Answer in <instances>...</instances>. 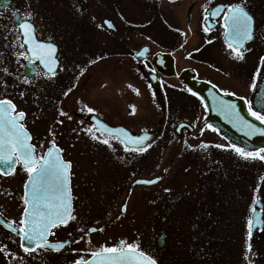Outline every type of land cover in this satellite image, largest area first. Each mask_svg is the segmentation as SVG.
<instances>
[{
	"label": "flooded vegetation",
	"instance_id": "obj_1",
	"mask_svg": "<svg viewBox=\"0 0 264 264\" xmlns=\"http://www.w3.org/2000/svg\"><path fill=\"white\" fill-rule=\"evenodd\" d=\"M127 1L132 0H92L88 3L85 0H0V99H11L16 105V110L25 113L21 122L31 134V143L36 145L37 154H43L49 147L51 140H49L48 134L50 133L48 132L49 125L47 121L45 125L41 124L39 126L38 120L32 118V113L36 112L42 104L55 110H59L60 104L63 107V103L68 96H65L64 93L76 83L79 84L86 80L87 72L102 60L103 53L105 55L109 52L113 58L111 68L114 70V80L132 78L133 83L136 80L145 82L149 90L151 86L146 73L157 74L159 92H152V96H163L164 100V105L161 108L162 116L158 120L160 126H155L160 128L158 130L161 135L163 130L168 128L167 125L173 131L174 126L180 121H188L192 124V137L194 140L201 138L203 133L212 131L206 126L202 127L206 108L200 98L201 95L195 91L201 88L202 85L206 89L215 88L223 94L248 100L260 66V58L264 54V1L210 0L199 4L200 0H190V4L186 9L185 29L183 32L177 29H168L166 35L162 33L164 47L156 51L152 50L153 48L148 41L141 42L140 45L133 43L134 35L138 34L140 30H136L131 10L128 9L127 11ZM218 4H241L253 17V38L243 45L241 51L244 52V58L242 60L235 59L231 50L225 44L223 28L221 27L222 17H212L209 11L207 23L212 27L207 33L203 31L205 27L204 9L211 10ZM192 15L193 30L191 28ZM88 16L93 19H100L104 16L101 18V24L109 36V45H102L100 35L102 26L99 25V22L95 26L87 22L89 20ZM24 20H28L33 24L35 37L38 41L53 43L56 46L55 56L58 62L54 76L51 74L44 75L47 69L39 61H29L20 55L21 52L27 55V46L21 48L20 45L23 40L18 38L20 36L18 25ZM105 21H110L113 27L109 28ZM140 26L138 25V27ZM163 31L165 32V30L161 32ZM182 33L183 38L181 37ZM141 35L144 36L143 31ZM192 36L193 45H195L191 52L188 44ZM143 46H149L150 50L147 55L140 56L142 59H138L135 55ZM157 52L167 53V57L157 61L159 71L152 63L153 56ZM186 58L190 61H184ZM71 59H74V61L70 66ZM4 69H7V72ZM186 70L193 71V91L184 85L178 77ZM170 72L175 74L172 76L165 75ZM184 78H187V76H184ZM25 79L31 84L30 96L25 99L26 103L23 102L24 98L21 96V84ZM128 82L132 85L129 80L123 83ZM40 84L45 85L46 88L39 86ZM7 86L11 88L9 89ZM134 89L132 86L130 90L135 96H139ZM147 95H149L148 92ZM167 96L190 97L191 114L188 118L185 116L179 117L172 125V119H167L168 115L170 116L169 113L173 111L180 114L183 111L179 106H175L176 108L173 109V104L169 103ZM26 104L30 108L26 107ZM82 114L88 117L96 115L105 120L96 112H74V116L77 117ZM78 118L88 123V126L99 136L104 137L95 130L87 117L82 118L79 116ZM50 121L51 118L48 123ZM108 123L123 125L134 133L156 129L153 127L135 131L122 123ZM82 126L83 128L86 127L85 125ZM201 129H203L202 133ZM44 130H46L45 134L43 133ZM182 132H184V135L187 134L186 130ZM111 139L114 141L106 147L110 149H103L111 155L110 170L112 172L109 180L105 179L106 181L103 183L107 182L112 194L116 196L124 193L123 201L121 202L122 199H119L114 205H104L96 202L91 207L87 206L85 202L81 203V196L83 194L87 196L88 194L84 183L74 182L73 165L76 161H80V158H85V155L89 154L90 151H93L91 153H95L96 158H98L101 143L96 142L92 146L79 144L77 147H71L64 142L55 141L56 145L62 150L63 160L71 163L72 214L77 219L69 221L67 225L52 229L54 235H49L48 239L52 243L67 240L73 242L60 251L37 248L26 253L20 246L21 241L17 233L4 225H0V248H4V251L0 252V264H72L81 258L87 259L90 257V252L101 245V234L113 225H124L126 231L128 229V233H125L126 231L125 234L120 232L119 235L121 236L116 237L114 243L106 244L107 246L118 244L120 240L133 243L132 227L134 219L133 216H127L131 208L128 200L134 190L139 189V187H141L143 203L148 209L153 206L154 226L160 228L166 226L167 229V232L160 233V235H166L162 245H158V243H156V246L149 244L146 239L143 247H139L140 250L155 259L158 264H260L259 236L264 232V227L248 241L251 244V251L247 250L249 243L246 244L245 232L242 237L240 235L234 237L224 235L223 228L230 225V222L226 220L232 210V206L228 204V196H230L228 193L230 191L223 187L209 188L213 185L214 180H219V186H223L224 182L219 179L220 177L214 175L213 170L196 173V185L202 186L199 189L186 192V196L190 197L189 204L181 205L182 194L177 193L173 200H168L169 210L165 211L164 207L163 211V206L159 203L158 198L165 190L154 191L155 195L151 199L150 186H131V184L137 178H148L150 149L154 147V149H158L157 154L159 156L164 155L165 141H153L151 147H148L146 151L136 152L125 151L123 144L115 138ZM202 143L208 145V147H200ZM209 144L205 141H194L193 146L190 147L192 154H201V158L206 160L205 155L211 148ZM91 147L94 150H90ZM227 148V152L230 151L235 154L231 148ZM160 175H154L153 177ZM164 176H162L159 183L164 179ZM27 179L28 176L20 165L15 166L13 174L4 175L0 173V217L9 222L14 221L13 226L16 228L20 227L19 220L24 208L22 197L24 196ZM103 183L100 184L103 185ZM118 201H120V204H118ZM125 204L127 205L126 211L122 212L121 208ZM102 212L110 213V215H105L103 221H101ZM145 227V230H147L148 224ZM237 227L241 228V225L238 223ZM91 228L102 229V231L88 232V229ZM244 228L245 223L243 222ZM81 229L84 231H80ZM117 233L118 231H113L112 234L116 235ZM85 234L86 238L80 240V237ZM167 236L171 241L168 245L165 244ZM77 240L80 242L76 243ZM88 240L91 243H88Z\"/></svg>",
	"mask_w": 264,
	"mask_h": 264
},
{
	"label": "rangeland",
	"instance_id": "obj_2",
	"mask_svg": "<svg viewBox=\"0 0 264 264\" xmlns=\"http://www.w3.org/2000/svg\"><path fill=\"white\" fill-rule=\"evenodd\" d=\"M92 0H85V2H90ZM210 0H200L199 4L202 2H209ZM218 1V0H217ZM219 1H231L237 2L239 0H219ZM264 1V0H262ZM190 4V0H132L127 1L126 6L131 10L133 15V23L136 26V30L140 32L134 35V44L140 45L141 42H149L152 46V50H161L163 46L162 33L165 35L168 33V29H177L181 32L185 29L186 20V9ZM144 10V11H142ZM160 15V16H159ZM87 22H90L93 26L96 24L102 26L101 18H91L90 16ZM149 24V25H146ZM138 25H141L138 27ZM145 25L144 27H142ZM191 28L193 30V15ZM165 30V32H161ZM142 31L144 36H142ZM186 34V33H185ZM101 41L102 45H109V36L106 34L103 26ZM172 35V34H171ZM176 35V34H174ZM184 37L183 35L181 36ZM196 42V41H195ZM195 45V44H194ZM193 36L189 40V51L193 50ZM107 53V52H106ZM193 54V53H192ZM110 57V58H109ZM189 58V56H188ZM74 59L70 60V66L72 65ZM184 61H190L185 59ZM111 63H113V58L108 52L104 55L102 60L95 66L91 67L86 74V80L75 84L71 87L67 99L62 104H60L59 110H55L51 107H46L42 104L38 107V110L32 113V118L37 119L39 126L45 125L46 121L49 125L48 132L49 140L55 139L56 142H64L69 144L68 146L77 147L79 144H89L94 145L96 142L101 143L100 156L96 158L95 153L85 155V158H80V161H76L73 165L74 182L84 183L87 190V196L84 194L81 196V203L89 207L96 204V202L104 205H114V203L124 198V193L120 196L112 194L109 184L103 183L109 180L112 170H110L111 155L105 151L108 145L113 142V139L109 140V144L106 145L101 141L106 139L99 136L88 123L83 122L74 116V112H86L87 108L94 109L96 112L113 124L122 123L127 127L133 128L135 131L141 129H149L155 126H160L158 124V119L162 116L161 108L158 105L156 99L152 96V92L146 86L145 82H132L131 79L123 78L122 80L113 79V68H111ZM120 73V71H119ZM129 80L131 83H123ZM139 90V96H135L132 93V87ZM44 86L45 85H39ZM7 88H11L7 86ZM21 96H23V102L26 103L25 99L30 96L31 84L29 82L25 83L22 81L21 84ZM147 92L149 95H147ZM183 92V90H181ZM180 92V93H181ZM43 96V95H42ZM169 103L173 104V109L175 106H179L183 112L177 114L175 112L169 113L167 119H172V125L179 117H186L191 114V103H189V96H167ZM193 99V98H192ZM192 101V100H191ZM135 106V113L132 114L131 107ZM26 107L30 108L28 104ZM35 109V107H33ZM37 109V108H36ZM64 111L68 114L71 119L67 117L60 116V111ZM88 112V111H87ZM51 121L48 123L49 119ZM59 121H62L59 122ZM82 125L86 127L83 128ZM169 132H165L166 135L171 134V143L166 146L164 155L159 156L157 154L158 149L151 148L150 152V166H149V176L153 177L161 173V168L163 165L169 164V169L166 172L164 179L157 183L156 185L150 187V198L155 194L154 191L165 190V192L158 198L159 203H161L162 210H169L168 200L174 199L175 194H182L181 205H187L190 203V197L186 196V192L192 189H199L202 185H196L195 175L201 172H206L208 170H213L223 180V186H219V180H214L213 185L209 188H224L228 189L230 196H228V204L232 206L231 212L226 218L230 222L227 228H223L224 235L234 237V236H244L246 237V244L249 240L247 238V219L250 217V208L253 206V200L256 196H259L264 203V161L259 159H248L245 160L238 156L236 153L227 152V144L222 138H220L215 132H205L201 136L194 140L191 136H184L181 139L172 136V132L167 125ZM83 129V131H82ZM91 131H88V130ZM51 130V132H50ZM46 130L43 131L45 134ZM54 134V135H53ZM93 134L98 137V139H93ZM48 137V136H47ZM193 146V142L205 141L209 142L211 148L209 152L206 153V160H203L201 154H192L191 149H186L187 145ZM216 144L224 145L223 148H216ZM106 145V146H105ZM92 148V147H91ZM154 149V150H153ZM94 150V148L90 149ZM153 151L155 152L153 154ZM96 158V159H93ZM235 158V159H234ZM240 161V162H239ZM239 162V165H238ZM227 173H225L226 171ZM224 171V172H223ZM194 174V175H193ZM224 174V175H221ZM221 175V176H220ZM222 177V178H221ZM99 182V185H98ZM100 183H103L101 185ZM263 185V186H262ZM198 187V188H197ZM98 191V192H97ZM141 187L136 188L133 194L130 196L128 203L130 202L131 208L128 211L127 216H133L134 225L132 227L133 243L138 244L139 247H143L146 239L149 244H154L156 246L157 238L161 232H167L166 226L160 228L154 226L153 223V213L152 207L150 209L146 207L143 203ZM159 194V193H158ZM157 194V195H158ZM163 198V199H162ZM165 198V201H164ZM165 202V203H164ZM164 203V204H163ZM120 204V201H118ZM153 205V203H151ZM155 209V206H154ZM86 210V209H85ZM264 210V208H263ZM110 215L109 212H102V220L105 215ZM167 220V219H166ZM148 222V223H147ZM243 222L245 223V228L243 229ZM148 224L147 230L145 226ZM241 225V228L237 227V224ZM146 224V225H145ZM113 231L118 233L113 235ZM126 231L123 226H111L106 229L100 236L101 245L112 244L119 237L121 233ZM147 231V232H146ZM125 233H128V229ZM124 233V234H125ZM264 233V232H263ZM259 236L260 245V264H264V234ZM123 234V235H124ZM167 236L165 244H169L171 241Z\"/></svg>",
	"mask_w": 264,
	"mask_h": 264
},
{
	"label": "snow or ice",
	"instance_id": "obj_3",
	"mask_svg": "<svg viewBox=\"0 0 264 264\" xmlns=\"http://www.w3.org/2000/svg\"><path fill=\"white\" fill-rule=\"evenodd\" d=\"M209 11L212 17H222L221 27L223 28L225 44L231 50L235 59L242 60L244 58V52L241 49L245 41L253 38V17L241 4H229L226 7L220 5L213 10L205 8V15L203 17L205 23L203 31L205 33L209 32L212 27V25L207 23ZM105 23L109 28L113 27L110 21H105ZM18 27L20 30V36L18 38L23 39L20 47L28 46L27 55L24 52H21L20 55L29 61H39L47 69L44 75L51 74L54 76L55 66L58 62L55 56L57 51L56 46L53 43L38 41L35 37L34 26L28 20L19 23ZM208 42L210 43L211 41ZM145 51H147L146 48L136 55L144 56ZM260 63L264 64V57L260 58ZM4 71L7 72V69H4ZM27 82V79H25V83ZM129 87L131 88L132 86L129 85ZM71 90L69 88L64 95L67 96ZM134 91L139 94L138 90L134 89ZM215 106L226 118L241 125L242 129H247L248 134L264 132V129L257 128L251 122L244 120L236 110L235 104L220 99ZM130 107L132 114H134L135 106L132 105ZM87 111L92 113L94 109L89 107ZM248 111L256 120L264 123V114L253 110L251 105H249ZM59 115L71 119L62 110ZM24 116L25 113L23 111L16 110V105L11 99H0V166H2L0 167V173L4 175L13 174L15 166L20 165L28 176L25 183L24 196L22 197L24 208L19 220L20 227H14V221L9 222L2 217H0V225H4L11 231L17 233L21 241L20 246L26 253L34 251L37 248L60 251L73 241L67 240L52 243L48 237L49 235H54L51 231L52 229L67 225L69 221H75L77 219L72 214L73 197L70 188L71 163L63 160L60 154L62 150L56 146L55 139L50 141L49 147L43 154H37L36 145L31 143L32 136L21 122ZM59 122L62 123V121ZM206 127L212 129V131H217L211 125H206ZM88 131L91 130L89 129ZM107 132L123 133L124 138L120 139V143L126 145L125 151L144 152L148 147H151L150 143L145 145V141L149 140L147 135L133 137L123 129H107ZM202 132L203 129H201ZM92 138L98 139L94 134ZM101 142L106 145L109 144V140L107 139ZM185 144L187 145L186 141ZM127 145H133L134 147L129 149ZM200 147L207 148L208 145L202 143ZM215 147L223 148L224 145L216 144ZM228 147L245 160L259 159L264 161V148L258 151H247L235 144H231ZM159 179L157 177L153 180H137L136 183L153 184ZM255 204L256 200L254 199L253 206L250 208L252 215L247 219L248 240L252 238L255 227L264 225V221L257 214ZM126 208L127 205L125 204L121 208V211H126ZM80 231L83 232L84 230L81 229ZM95 231H102V229H88V232ZM85 238L86 234L82 235L80 240ZM79 242V240L76 241V243ZM87 242L91 243L90 240ZM247 250L251 251L250 243L247 245ZM3 251L4 248H0V252ZM89 255L90 259L85 260L81 258L75 261V264H157L155 259L140 250L138 244L127 243L124 240H120L118 244L112 246L99 245Z\"/></svg>",
	"mask_w": 264,
	"mask_h": 264
},
{
	"label": "water",
	"instance_id": "obj_4",
	"mask_svg": "<svg viewBox=\"0 0 264 264\" xmlns=\"http://www.w3.org/2000/svg\"><path fill=\"white\" fill-rule=\"evenodd\" d=\"M145 48L148 51L147 46L143 47L140 51H143ZM147 51H145L144 54H147ZM136 57L138 59H142L140 56L136 55ZM164 57H167V53L159 52L153 56L152 63L154 67L157 68V71H159L157 61L162 60ZM262 57H264V55ZM56 67H57V64L55 66V69ZM174 74L175 73L170 72L165 75L172 76ZM146 76L148 77V82L155 89V91L158 92L159 84L157 81V74L156 73H146ZM184 76H187V78H184ZM178 77L181 80V82L187 85L191 90L194 89L193 78H192L193 71L191 70L183 71ZM254 85L255 86L252 88L248 103L243 98L231 96L228 94H223L215 88H213V90L216 94H219V96H209L207 93H204V91L206 90V87H204L203 85L201 86V88L196 89L195 91H197L201 95V98L203 100L204 105H206V110H207L206 116L204 117L202 121V127L205 125H211L212 128H215L217 130V133L219 134V136L224 138L230 145L235 144L236 146L241 147L247 151H258L259 149L264 148V132H254L252 134H248L247 129H242L241 125L233 122L229 118H226L224 115L221 114V112L215 106L218 104L220 99H223L224 101L235 104L236 110L239 112L240 116L244 118V120L251 122L257 128L264 129V123L256 120L255 117H253L248 111L249 105H251L253 110L264 114V64L260 63L258 72L256 74ZM158 102L161 105H163V100L161 96H158ZM79 116L82 118L87 117V115H83V114ZM87 118L94 123L95 128L99 130L101 133L107 136H111V137L115 136L119 140L124 138L123 133H109L107 132V129H123L125 132H127L129 135L133 137L147 135L149 137V140L145 141V145L149 144L158 134L157 130L143 131L140 134H135L122 125L113 126L95 115H91ZM188 125L190 124L187 121H183L179 123L175 127V131H174L175 135L178 137H181L183 135V132H182L183 127H186ZM187 132L188 133L193 132V127H191V125L190 127H187ZM127 147L132 148L134 146L127 145ZM165 171H166V167L163 169V172ZM138 180H145V179H138ZM136 181H134L132 185L136 184ZM146 185H152V184H146ZM255 207L257 209V214L260 216L261 220L264 221L263 220V210H262L263 203L261 202L259 198L256 199ZM262 227L263 225L255 227L253 229V234H255L257 231L262 229ZM164 237H165L164 234L159 236L158 238L159 245L163 244Z\"/></svg>",
	"mask_w": 264,
	"mask_h": 264
},
{
	"label": "trees",
	"instance_id": "obj_5",
	"mask_svg": "<svg viewBox=\"0 0 264 264\" xmlns=\"http://www.w3.org/2000/svg\"><path fill=\"white\" fill-rule=\"evenodd\" d=\"M170 139H171V134H170L169 137H167V139H166L165 141H166L167 143H169Z\"/></svg>",
	"mask_w": 264,
	"mask_h": 264
}]
</instances>
